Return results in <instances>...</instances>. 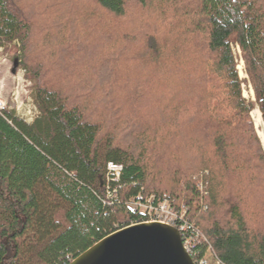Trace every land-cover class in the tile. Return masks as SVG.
I'll use <instances>...</instances> for the list:
<instances>
[{
  "label": "trees",
  "instance_id": "16d2710c",
  "mask_svg": "<svg viewBox=\"0 0 264 264\" xmlns=\"http://www.w3.org/2000/svg\"><path fill=\"white\" fill-rule=\"evenodd\" d=\"M177 4L0 0V48L21 45L23 66L36 71L29 78L39 113L28 123L0 111V264H70L142 221L129 202L150 185L186 207L207 239L200 256L211 248L223 264H264V150L233 52H242L264 115V0H195L202 37L192 46L205 65L188 75L162 60V30L174 23ZM41 16L74 33L62 30L52 42ZM101 26L110 31L104 49L96 43ZM32 46L41 54L54 48L48 73L42 62L30 65ZM153 92L157 110L147 104ZM116 102L127 109L126 130ZM109 163L122 166L117 183L108 182Z\"/></svg>",
  "mask_w": 264,
  "mask_h": 264
},
{
  "label": "rangeland",
  "instance_id": "374dc122",
  "mask_svg": "<svg viewBox=\"0 0 264 264\" xmlns=\"http://www.w3.org/2000/svg\"><path fill=\"white\" fill-rule=\"evenodd\" d=\"M177 5H178V14L175 17L174 23L168 28L162 30V36H163L162 60L164 59L165 62L166 60L175 61L176 65L178 66L179 71L182 70L184 73L188 75L189 71L203 69L205 65L203 60L201 59V56L198 54L196 50H194L192 46L193 39L195 38L201 39L202 37V33L199 30V26H198L200 22V17L197 13V7L195 4V0H178ZM62 15H64V13L59 14L55 11H53L51 14L52 17H57V18H61ZM41 17L43 19L41 21V24L39 25L41 27L40 29L44 30L46 34L52 35L54 37V39H52L53 40L52 42L55 41L54 43L61 41L59 36L60 34H62V30L65 33L66 32L74 33L73 27L72 28L70 27L65 31V29L61 25L62 22H58L59 21L58 19H57V22L47 23L45 22V19H44L45 17L43 16ZM101 28H103V30H100V33L97 36L98 38L96 39V43L99 44L97 45L99 48L102 46V49H104L107 43V42L105 43V40H104L106 39L105 34L109 35L110 31L108 33V31L106 30V27L104 26H101ZM82 29L84 30V28ZM89 32L91 35L93 34L92 28ZM102 32L104 34H102ZM86 33H88V31H86ZM91 35L89 36L90 39H94L93 36ZM43 36L44 35H42L40 31L38 32V34L35 33V38H33L34 43L35 41H38ZM65 38L66 36L63 37V39ZM84 46L87 47V44L85 42L83 43L82 49ZM239 49L240 48L238 46H233V52L237 60V66H238L237 69L239 72V76L241 80L243 81L242 89H243V96H244L246 92L247 93L249 92V89L250 87H252V85L250 83L249 77L246 74L245 65L243 67V73L247 77L244 78L242 77V75H240V72L242 70L239 69V66L241 65V62L243 61V57H242V52ZM49 51L50 50H48V52ZM53 51H54V48H52L51 52L47 54L45 53L41 54L40 51L37 50L35 46H32L31 52L32 54H34V56L31 59L30 65H35L33 63L37 64L39 62H42L45 64V68H46L45 71H47L48 73L50 71V67L53 64L52 62L50 64L48 63V56L52 54ZM131 53H135V52H131ZM38 54H41V56H39ZM78 54L82 56H86L84 53H78ZM22 56H23V52H22V47L20 44H17V43L3 44V46L0 48V100L6 105L7 111H14L19 118L24 119L28 123H32L39 113H38L36 102H35V90H36L35 82H33L31 78L29 77L34 76V73L36 71H33V70L30 71V69L23 66ZM38 56H39V59H38ZM127 58L129 57L127 56ZM82 66H84V64ZM75 67L77 68L78 66L75 65ZM109 68L111 70L114 69L111 66H109ZM51 69H54V68H51ZM108 72L109 70L107 71V73ZM106 79L111 81L114 78L107 76ZM143 90L144 92L151 91L150 89L149 90L143 89ZM154 94L155 92L148 95L147 104H149L151 107L156 106L155 109L157 110L159 107L157 106V103L154 102L156 99ZM254 96H255V93H254ZM116 97L118 96L116 95ZM246 99L255 104L254 110L256 108L259 109L257 105L256 97L252 99L249 96ZM150 103H154V104L152 105ZM115 105L118 108V115H116V118L118 119L117 122H118L119 128L122 130L125 128L126 130L127 126L125 125V123L130 121V119L127 116V114H124L125 112L123 113L121 111H127V109L124 108L123 105H120V103L118 102H116ZM112 108L113 107H111V109ZM113 109L115 111L116 107H114ZM261 114L263 118L264 115L262 112ZM251 119H252L254 128L256 130L257 137L260 141L261 147L264 150V145L262 143V140L259 137L258 130L256 128L254 119L252 117V113H251ZM112 130L113 129H110L111 131L110 133H112ZM115 132L118 136L121 137L120 140L118 141H122L123 143H126L125 142L126 137L123 138L120 132L118 131H115ZM142 153L144 156L141 159V162L143 165L147 167V169L151 173L153 169V160H151L150 158V152L144 150V152L142 151ZM136 155H139V152ZM148 183H149L148 185H150L152 181L149 180ZM155 189L156 187L154 188L153 186L150 185L149 187L146 188L145 190L146 192L143 194V196L150 197L151 195H157L156 192H153L155 191ZM107 199H110V198H107ZM59 219L60 220L63 219L61 215L59 216Z\"/></svg>",
  "mask_w": 264,
  "mask_h": 264
},
{
  "label": "water",
  "instance_id": "95a60500",
  "mask_svg": "<svg viewBox=\"0 0 264 264\" xmlns=\"http://www.w3.org/2000/svg\"><path fill=\"white\" fill-rule=\"evenodd\" d=\"M264 121V116H263ZM70 264H195L179 232L160 223L128 227L106 237Z\"/></svg>",
  "mask_w": 264,
  "mask_h": 264
},
{
  "label": "built area",
  "instance_id": "2783aa9c",
  "mask_svg": "<svg viewBox=\"0 0 264 264\" xmlns=\"http://www.w3.org/2000/svg\"><path fill=\"white\" fill-rule=\"evenodd\" d=\"M6 109V105L0 100V111H6ZM107 169L109 173L108 182H111V176H113V182L117 183L121 177L122 166L109 163ZM117 193L118 190L114 189L108 193V198L112 194L116 196ZM171 201L169 196L151 195L144 197L143 193H140L129 202V207L133 212L141 214L143 220L132 223L128 227L152 223L171 226L181 235L184 249L195 264H223L211 248L206 249L204 256H200L197 248L207 242L206 237L191 224L186 207L181 205L178 208Z\"/></svg>",
  "mask_w": 264,
  "mask_h": 264
},
{
  "label": "bare ground",
  "instance_id": "6f19581e",
  "mask_svg": "<svg viewBox=\"0 0 264 264\" xmlns=\"http://www.w3.org/2000/svg\"><path fill=\"white\" fill-rule=\"evenodd\" d=\"M243 67H244V61L241 62V65L239 66V69H241L242 71L240 72V75H242V77L246 78L247 76L243 73ZM244 96L247 97H251L252 99H254V91L252 89V87H250L249 92L245 93ZM252 117L254 119L256 128L258 130V134L260 139L262 140V143L264 145V121L262 118V114L260 112V110L258 108H256L253 112H252Z\"/></svg>",
  "mask_w": 264,
  "mask_h": 264
}]
</instances>
